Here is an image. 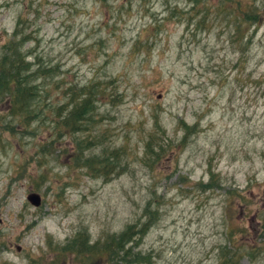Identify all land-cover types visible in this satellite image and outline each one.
<instances>
[{"label":"rangeland","instance_id":"obj_1","mask_svg":"<svg viewBox=\"0 0 264 264\" xmlns=\"http://www.w3.org/2000/svg\"><path fill=\"white\" fill-rule=\"evenodd\" d=\"M14 32L51 73L29 127L0 103V264H121L133 224L142 264H264V0H0Z\"/></svg>","mask_w":264,"mask_h":264},{"label":"trees","instance_id":"obj_2","mask_svg":"<svg viewBox=\"0 0 264 264\" xmlns=\"http://www.w3.org/2000/svg\"><path fill=\"white\" fill-rule=\"evenodd\" d=\"M247 17L248 19L251 18ZM256 19L257 16L253 15L252 22H258ZM16 35L17 32H14L12 43L10 42L4 47V53L0 58V103L7 101L10 106L8 117L12 118V120H19V126L20 123H25L27 128L35 120V117L30 116L31 111H29V108L32 107L34 100L38 97L37 94L40 92V85H37L36 82L39 78H46V75L49 76L51 71H45L42 68H38V71L35 70V64L26 60L27 55L22 50L28 37H23L16 43L14 41L15 37H17ZM69 90L73 96H76V103L73 105L74 103L72 102V107L67 113L64 112L67 109V105L56 108L53 122L59 123L61 119L65 129H70L71 133H76L80 130V124L85 120V116L93 109V103L89 97L94 91L90 85L81 87L78 91ZM2 132L12 134V126L7 127L5 125L2 128ZM89 149L88 146L85 150L88 151ZM93 161L96 162L95 157L84 160L82 164L92 166ZM97 164L100 165V163ZM140 227L141 224L130 225L117 237H112L110 242H106L105 251L112 252L113 261L121 264H142L143 259H140L138 254L133 253V246L135 247L137 243L132 245V239L139 234L143 238L151 225ZM228 258L226 257L225 264H229Z\"/></svg>","mask_w":264,"mask_h":264},{"label":"water","instance_id":"obj_3","mask_svg":"<svg viewBox=\"0 0 264 264\" xmlns=\"http://www.w3.org/2000/svg\"><path fill=\"white\" fill-rule=\"evenodd\" d=\"M26 200L34 207H38L41 204V197L38 193L31 192L26 196Z\"/></svg>","mask_w":264,"mask_h":264}]
</instances>
